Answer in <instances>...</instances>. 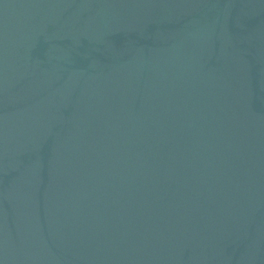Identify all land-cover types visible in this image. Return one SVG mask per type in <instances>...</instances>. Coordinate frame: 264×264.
Wrapping results in <instances>:
<instances>
[{
    "label": "water",
    "instance_id": "water-1",
    "mask_svg": "<svg viewBox=\"0 0 264 264\" xmlns=\"http://www.w3.org/2000/svg\"><path fill=\"white\" fill-rule=\"evenodd\" d=\"M0 264H264V0H0Z\"/></svg>",
    "mask_w": 264,
    "mask_h": 264
}]
</instances>
